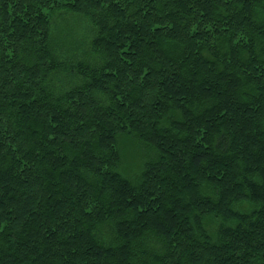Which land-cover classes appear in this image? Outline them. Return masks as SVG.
I'll list each match as a JSON object with an SVG mask.
<instances>
[{
  "label": "trees",
  "instance_id": "trees-1",
  "mask_svg": "<svg viewBox=\"0 0 264 264\" xmlns=\"http://www.w3.org/2000/svg\"><path fill=\"white\" fill-rule=\"evenodd\" d=\"M0 264H264V0H0Z\"/></svg>",
  "mask_w": 264,
  "mask_h": 264
},
{
  "label": "rangeland",
  "instance_id": "rangeland-1",
  "mask_svg": "<svg viewBox=\"0 0 264 264\" xmlns=\"http://www.w3.org/2000/svg\"><path fill=\"white\" fill-rule=\"evenodd\" d=\"M65 23H68V27L65 28L66 30H72L78 34L82 33L83 27L81 26V24L77 26L74 24L75 22L73 20H67ZM124 144L125 145L123 146L122 151L124 155L123 163L125 164L126 170L128 171L127 174L133 175L134 172L137 173L138 169L141 166L143 156L146 154H144L145 151L142 150L141 147L134 142H124ZM120 150H122V148ZM210 227H212V225H210Z\"/></svg>",
  "mask_w": 264,
  "mask_h": 264
}]
</instances>
